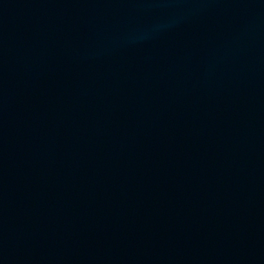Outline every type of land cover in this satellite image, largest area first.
Returning a JSON list of instances; mask_svg holds the SVG:
<instances>
[{"label":"water","instance_id":"95a60500","mask_svg":"<svg viewBox=\"0 0 264 264\" xmlns=\"http://www.w3.org/2000/svg\"><path fill=\"white\" fill-rule=\"evenodd\" d=\"M0 264H264V0H0Z\"/></svg>","mask_w":264,"mask_h":264}]
</instances>
